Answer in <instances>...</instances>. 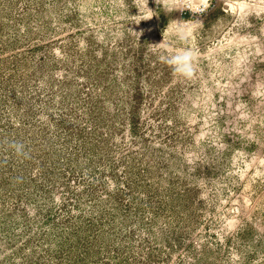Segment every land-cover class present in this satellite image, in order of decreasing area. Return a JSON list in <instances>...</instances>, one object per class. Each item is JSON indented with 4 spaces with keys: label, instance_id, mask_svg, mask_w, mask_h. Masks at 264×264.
Segmentation results:
<instances>
[{
    "label": "rangeland",
    "instance_id": "374dc122",
    "mask_svg": "<svg viewBox=\"0 0 264 264\" xmlns=\"http://www.w3.org/2000/svg\"><path fill=\"white\" fill-rule=\"evenodd\" d=\"M0 264H264V0H0Z\"/></svg>",
    "mask_w": 264,
    "mask_h": 264
},
{
    "label": "bare ground",
    "instance_id": "6f19581e",
    "mask_svg": "<svg viewBox=\"0 0 264 264\" xmlns=\"http://www.w3.org/2000/svg\"><path fill=\"white\" fill-rule=\"evenodd\" d=\"M199 1H201V2L205 3V0H199ZM239 5H241V4H239Z\"/></svg>",
    "mask_w": 264,
    "mask_h": 264
}]
</instances>
